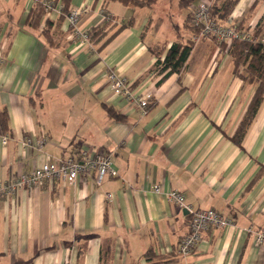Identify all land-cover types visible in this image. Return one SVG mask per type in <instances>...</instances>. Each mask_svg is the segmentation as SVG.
<instances>
[{
  "label": "crops",
  "instance_id": "obj_1",
  "mask_svg": "<svg viewBox=\"0 0 264 264\" xmlns=\"http://www.w3.org/2000/svg\"><path fill=\"white\" fill-rule=\"evenodd\" d=\"M197 2H169L165 36L155 27L156 5L71 0L72 8H88L80 30L100 25L104 11L111 16L104 36L77 40L64 19L48 44L24 25L32 0H0V109L10 118L9 134L0 136V182L82 149L111 153L117 171L100 185L85 174L74 185L44 179L38 189L0 194V264H181L176 247L190 218L167 199L172 189L186 205L232 220L204 231L187 260L264 264V242L247 231L264 230V99L236 144L231 137L254 86L233 73L221 43H194L167 77L156 69L152 48L192 37L185 24ZM57 16L47 14L54 23ZM224 23L264 29V0H238ZM110 70L135 95L150 93L145 114L112 90ZM42 136L41 147L22 144Z\"/></svg>",
  "mask_w": 264,
  "mask_h": 264
},
{
  "label": "built area",
  "instance_id": "obj_2",
  "mask_svg": "<svg viewBox=\"0 0 264 264\" xmlns=\"http://www.w3.org/2000/svg\"><path fill=\"white\" fill-rule=\"evenodd\" d=\"M33 1V0H32ZM45 10L50 13L55 11L60 13L61 6L53 0H42ZM211 0H198L192 9V23L197 28L193 33L192 41L209 38L219 43L230 42L234 39L250 40L252 32L240 30L233 24L220 22L210 15ZM87 7L71 8L66 16L68 26L72 27L74 38L87 42L86 31L80 30L77 23L81 15L86 12ZM104 15V14H103ZM251 32V33H250ZM261 50L264 52V36L260 40ZM109 84L113 91L121 94L126 100H132L141 109L142 114L147 112V105L150 93L135 95L130 89L126 77L110 70L107 73ZM45 136L39 137L35 142L30 137L23 139L25 147L34 145L41 147ZM93 175L94 182L100 185L104 178L117 176L111 153L102 150L91 151L82 149L77 157L71 156L58 161H47L42 165L33 168L29 172L21 173L10 181L0 182V194H10L27 187L38 189L44 179L61 181L64 184L74 185L81 175ZM154 192H162L159 185H154ZM167 199L187 210L189 216V228L187 233L179 240L176 251L183 258L181 264H193L187 257L190 256L198 242L202 238V233L211 227H225L232 224V220L213 208L196 209L185 204L184 194L178 190L165 192ZM111 193H107V198L111 199ZM247 231L254 235L256 243L264 242V230H255L251 227Z\"/></svg>",
  "mask_w": 264,
  "mask_h": 264
},
{
  "label": "trees",
  "instance_id": "obj_3",
  "mask_svg": "<svg viewBox=\"0 0 264 264\" xmlns=\"http://www.w3.org/2000/svg\"><path fill=\"white\" fill-rule=\"evenodd\" d=\"M54 4L60 3L61 11L58 13L57 20L54 23L47 17L49 14L45 10L42 0H33L25 19L24 25L30 29L38 30L40 35L44 36L48 44H55L50 34V29L55 24L56 28L66 19L67 14L71 10V0H53ZM105 2H120L128 6L136 7H152L157 0H103ZM180 7H188L195 0H177ZM238 0H213L210 7V15L212 18L225 22L232 12ZM111 16L104 11L102 23L92 27L86 31L87 41L95 43L99 41L105 34L106 26L110 22ZM43 25V27H42ZM193 33L197 28L192 23L191 15L188 16L185 24ZM177 26L175 25V28ZM239 28V27H237ZM68 30L73 33L72 27L68 26ZM74 36V35H73ZM264 36V29L257 27L252 33L250 40L234 39L228 43H221V46L227 50L233 62V73L240 77L244 82L252 84L254 91L248 103V106L242 115L238 126L233 133L231 139L240 144L241 140L253 120L262 100L264 99V52L261 50L260 40ZM193 42L188 40L173 42L169 48L153 47L152 52L156 58V69L163 73V77L178 72L186 63L190 54ZM162 77V78H163ZM147 105V110H148ZM106 111L111 117L118 118L119 115L111 106H105ZM10 132V118L8 111L0 109V136H5Z\"/></svg>",
  "mask_w": 264,
  "mask_h": 264
},
{
  "label": "rangeland",
  "instance_id": "obj_4",
  "mask_svg": "<svg viewBox=\"0 0 264 264\" xmlns=\"http://www.w3.org/2000/svg\"><path fill=\"white\" fill-rule=\"evenodd\" d=\"M173 1L174 0H160L159 2H157L156 4H154V5H156L155 6V15L159 16L158 20L155 17V19H156V21H155V23H156V26H155L156 27V30L158 32H160V34L164 33L165 36H169L170 32L172 33V30H171V28L169 26V23H168V18H167V16L164 13L167 11V7H169V2H173ZM211 3H213V0H211ZM190 15H191V18H192V11L190 12ZM174 21H176L178 23V25H179V28L181 30H183L182 24L180 23L179 19L175 17ZM239 29L240 30H243L242 28H239ZM248 29H249L248 31H251L253 33V31H254L253 25H251ZM200 40H198V41H200ZM189 41H192V38H189ZM198 41H196V42H198ZM192 42H193V44L196 43L194 41H192ZM223 43H226V42H223Z\"/></svg>",
  "mask_w": 264,
  "mask_h": 264
}]
</instances>
